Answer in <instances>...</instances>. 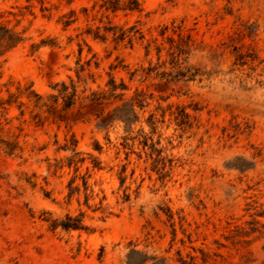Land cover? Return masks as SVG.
<instances>
[{
    "label": "rangeland",
    "instance_id": "rangeland-1",
    "mask_svg": "<svg viewBox=\"0 0 264 264\" xmlns=\"http://www.w3.org/2000/svg\"><path fill=\"white\" fill-rule=\"evenodd\" d=\"M93 1L0 0V12L23 14L19 30L26 38L6 56L0 84H32L47 95L69 77L77 82L81 41L76 35L86 29L83 9ZM141 4V15H120L113 22L141 21L143 42L129 47L116 46L111 37L106 43L87 38L92 52L84 46L80 62L88 87H103L112 74L128 87L127 97L136 90L153 96L132 134L127 136L123 125L108 134L98 131L87 109L69 112L68 123L60 127L27 122L18 130L17 121L3 126L2 138L18 136L23 153L9 157L0 149V264H126L131 250L145 254L147 264L156 259L160 264H264V0ZM69 21L72 26L64 30ZM93 54L99 69L93 61L88 68ZM158 103L163 110L185 109L187 125L178 126L168 113L161 123ZM151 113L159 121L153 142L163 149L158 163L137 141L133 148L122 147L124 136L131 146L141 130L151 135L146 124ZM17 115L12 109L9 117ZM71 135L78 151L105 168L91 172L90 208L83 192L71 200L67 196L74 171H55L68 156L57 148ZM122 167L126 181L120 187ZM103 197L105 214L94 211ZM48 214L53 219L83 214L86 229L51 231L42 221Z\"/></svg>",
    "mask_w": 264,
    "mask_h": 264
},
{
    "label": "trees",
    "instance_id": "trees-1",
    "mask_svg": "<svg viewBox=\"0 0 264 264\" xmlns=\"http://www.w3.org/2000/svg\"><path fill=\"white\" fill-rule=\"evenodd\" d=\"M41 3V2H40ZM43 5V3H41ZM45 9L42 7V12ZM83 13L87 22L86 29L80 30L76 35L78 39V65L79 71H76L77 82L69 77V83L60 82L52 86L53 93L47 95H41L37 93L32 84L21 85L19 82L9 80L0 84V133L3 130V126H11L13 121H17L20 127L16 129L21 130V125L30 122L35 127H43L46 123L55 124L58 127L62 123L67 124V114L76 110L79 114L81 110H89L88 114L95 120V128L100 132L109 133V130L115 128V126L123 125V130L127 134L133 133V129L136 125L140 124L139 114H144L146 109L149 108L153 102V96L148 95L143 91L136 90L130 97H127L129 91L126 84L121 80L117 83L115 77L109 74V80L101 87L97 85L96 89L88 87V78L83 77L85 68L80 65L82 60L84 46L88 48V53H91V48L87 45L86 39L91 38L94 41H100L106 43L108 38L116 46L124 45L132 47L134 42L145 40V35L142 30L141 21L135 22V24L129 26L128 23L119 25L113 22V18L120 15L127 17L130 15L143 13L141 0H94L90 9H83ZM74 15V12H71ZM10 17H13L14 24ZM23 14H15L13 12L3 11L0 12V80L3 77L4 64L6 62V56L12 51L16 50L22 44L25 43V30H19L21 18ZM75 19L74 21H76ZM73 24L72 21L65 22L63 29L67 30ZM167 28L162 29L159 33L162 39L166 38ZM168 38V37H167ZM157 38L153 41L157 42ZM73 41L69 38V44ZM150 43L148 42L147 49L149 51ZM96 59V55L93 54L92 58L87 61L88 68H91V63ZM94 62V61H93ZM95 68L99 69L97 61L94 62ZM89 79H92L91 83L95 84L93 75H87ZM83 84L84 87L80 88ZM172 105L167 106V110H163L158 103L156 110H161L162 119L161 123H164L166 114L168 113L170 118H173L176 124L180 127H184L188 123L190 115L179 107L176 108V112L171 109ZM15 109L18 113L17 116L9 117L10 111ZM26 113L29 114V121L25 119ZM155 115L151 113L146 124L149 126L151 135L144 133L141 130V134L138 137L133 138V145L130 146L129 141L131 138L127 136L123 137L124 143L123 149L133 148L135 142H138V146L141 147L143 152L154 163H158L162 159L163 149L158 150L155 147L152 136L157 131V124ZM18 136L12 135L11 138H2L0 134V149L6 156L21 158L23 153L22 147L19 145ZM141 139V140H140ZM109 141V140H108ZM160 144V139L157 141ZM79 142L74 135H71L68 140H65L64 146H58L57 153L63 152L68 154L64 159L62 165L56 166L55 171H62L64 169L73 170L74 176L68 182V198L71 200L75 196H79L83 192L85 205L90 208L89 201L93 196V189L88 184V180L91 178L92 173H100L105 171L102 163L98 158H94L91 155L78 151ZM96 151L99 154L102 153V148L97 144ZM149 149L150 154L145 151ZM135 153V152H134ZM129 154V153H126ZM86 155L88 158H86ZM141 154H139V159ZM89 163L90 166H86ZM85 175L80 176L79 171L85 167ZM165 167V166H164ZM92 172V173H91ZM126 168L122 167L121 172L118 173V179L120 187H123L126 181L125 176ZM79 176V178H78ZM81 180V186L77 183ZM125 197H128V195ZM105 197L100 200V207L94 211H100L102 214L108 212V207L103 206ZM50 217L43 218L42 221L48 225L51 231L61 230L63 232L71 231H85L84 216L80 214L78 216H72L66 214L63 218L53 219ZM108 215H111L110 213ZM168 219L174 223V215L170 213ZM162 260H157L155 264H160ZM149 262L145 254L131 250L127 255L126 264H147ZM184 263L183 261L181 262Z\"/></svg>",
    "mask_w": 264,
    "mask_h": 264
}]
</instances>
